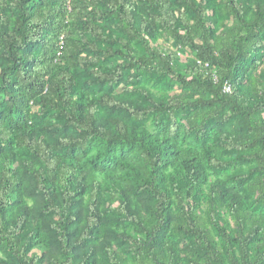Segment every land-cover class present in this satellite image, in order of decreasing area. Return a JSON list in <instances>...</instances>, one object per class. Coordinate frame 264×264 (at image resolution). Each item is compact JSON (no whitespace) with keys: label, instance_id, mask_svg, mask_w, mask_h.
<instances>
[{"label":"trees","instance_id":"1","mask_svg":"<svg viewBox=\"0 0 264 264\" xmlns=\"http://www.w3.org/2000/svg\"><path fill=\"white\" fill-rule=\"evenodd\" d=\"M0 253L264 264V0H0Z\"/></svg>","mask_w":264,"mask_h":264},{"label":"rangeland","instance_id":"2","mask_svg":"<svg viewBox=\"0 0 264 264\" xmlns=\"http://www.w3.org/2000/svg\"><path fill=\"white\" fill-rule=\"evenodd\" d=\"M162 45L166 48H171V44L168 43L167 41H163L162 40ZM177 53H178V57L185 60L186 58L190 57V53L187 51V50H179L177 49ZM146 85L150 88H152V90H155L156 92H158L161 96L165 95V94H168V95H171V94H176L178 93V89L177 87L172 83L170 84L169 82H167L165 79H163L162 77H158V76H152V77H148V80H147V83ZM147 127L150 129V130H153V127H152V124L151 122H148L147 123ZM199 148V147H197ZM242 167L241 164H237L236 165V169H240ZM235 168H230L228 170V173H232ZM210 177L212 179H215V178H218V179H221L223 180L225 183H226V179H225V174H219V175H215V174H211ZM228 185V187H231V183H226ZM0 259H5V257L0 253Z\"/></svg>","mask_w":264,"mask_h":264},{"label":"built area","instance_id":"3","mask_svg":"<svg viewBox=\"0 0 264 264\" xmlns=\"http://www.w3.org/2000/svg\"><path fill=\"white\" fill-rule=\"evenodd\" d=\"M224 92H229V87L227 85H224V88H223Z\"/></svg>","mask_w":264,"mask_h":264}]
</instances>
